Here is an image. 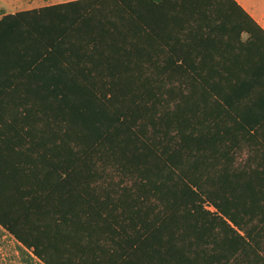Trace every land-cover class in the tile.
Returning <instances> with one entry per match:
<instances>
[{
    "label": "trees",
    "instance_id": "obj_1",
    "mask_svg": "<svg viewBox=\"0 0 264 264\" xmlns=\"http://www.w3.org/2000/svg\"><path fill=\"white\" fill-rule=\"evenodd\" d=\"M0 227L40 264H264V28L236 0L0 16Z\"/></svg>",
    "mask_w": 264,
    "mask_h": 264
},
{
    "label": "rangeland",
    "instance_id": "obj_2",
    "mask_svg": "<svg viewBox=\"0 0 264 264\" xmlns=\"http://www.w3.org/2000/svg\"><path fill=\"white\" fill-rule=\"evenodd\" d=\"M12 0H0V16L10 11H18L33 7H40L49 3L65 0H29L23 4H10ZM0 264H40L38 260L31 258L19 244L0 227Z\"/></svg>",
    "mask_w": 264,
    "mask_h": 264
},
{
    "label": "crops",
    "instance_id": "obj_3",
    "mask_svg": "<svg viewBox=\"0 0 264 264\" xmlns=\"http://www.w3.org/2000/svg\"><path fill=\"white\" fill-rule=\"evenodd\" d=\"M29 0H12L10 4H23ZM42 1V0H38ZM68 1V0H65ZM264 28V0H236ZM63 2V1H59ZM54 2V3H59ZM49 3V4H54ZM34 8V7H33ZM16 12V11H10Z\"/></svg>",
    "mask_w": 264,
    "mask_h": 264
}]
</instances>
